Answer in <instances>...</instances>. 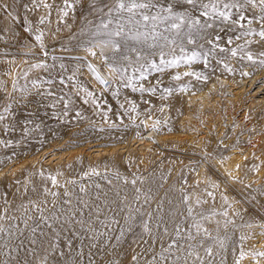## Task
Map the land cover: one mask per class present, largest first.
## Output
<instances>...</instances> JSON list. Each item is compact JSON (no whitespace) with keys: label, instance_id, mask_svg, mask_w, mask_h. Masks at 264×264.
Returning a JSON list of instances; mask_svg holds the SVG:
<instances>
[{"label":"rangeland","instance_id":"374dc122","mask_svg":"<svg viewBox=\"0 0 264 264\" xmlns=\"http://www.w3.org/2000/svg\"><path fill=\"white\" fill-rule=\"evenodd\" d=\"M67 3L71 7L65 0H0V170L25 157H39L17 174L5 172L0 180V264H168L169 256L188 260L189 253L196 254L193 246L210 244L222 246L210 250L223 257V264H256V258L263 262L259 254L264 250L252 247V241H264V180L248 183L223 174L215 162L224 161L237 144L264 134L260 0H239L243 7L231 10L236 23L200 17L183 0H152L153 14L172 4L174 11H188L201 24L213 26L194 32V44L182 34L173 37L175 45L162 48L134 42L119 53L96 48L103 73L107 75L104 67L110 68L114 58L126 69L113 72L106 85L90 71V62L76 54L90 47L115 0ZM253 12L261 22L249 27L240 16ZM181 46L199 58L169 65L183 55ZM130 48L142 51L139 62ZM241 54L257 62L239 60ZM247 74L251 77L242 79ZM202 91L210 99L216 94L221 110L235 93L246 105L253 101L242 111L252 123L238 124L225 114L219 135L215 127L206 128L207 112L214 116L215 111L202 108ZM148 119L157 124L162 139L139 159L133 140L144 134ZM201 135L204 148L195 142ZM224 137L227 144L221 142ZM119 147L105 154L100 165L87 156L93 149ZM78 150L61 170L44 162L51 153ZM50 177L56 178L55 186ZM211 181H217L214 191L207 187ZM221 181H227L226 189ZM186 235L191 240L184 241Z\"/></svg>","mask_w":264,"mask_h":264},{"label":"snow or ice","instance_id":"6c2138e0","mask_svg":"<svg viewBox=\"0 0 264 264\" xmlns=\"http://www.w3.org/2000/svg\"><path fill=\"white\" fill-rule=\"evenodd\" d=\"M244 2L251 4L253 0H244ZM183 3L197 9L200 17H204L211 21H220L221 23H228L230 21L236 23V21H232L231 10L243 7V4L239 3V0H207V2H205V0H183ZM65 5L66 7H71V5L67 3V0H65ZM260 5L261 11L264 12V0H260ZM153 8H156V5L152 3V0H115V4L108 8L107 15L109 19L107 21L101 20L96 31L93 33V39L88 42L90 47L84 48V51L95 56L96 52L93 51L94 48L104 49L110 47L114 53H119L122 47L127 46L129 42L145 44L148 48H155L158 45L162 48L165 45H175L177 39L173 37L180 38L182 34L187 38L188 44H194V32L198 34L201 30L213 26L212 23L201 24L200 19L191 15L188 11H174L172 4H169L166 8L161 7L155 14L151 12ZM99 11H103V9L101 8ZM63 14L66 16L68 13L65 11ZM113 14H115V18H113ZM244 18L243 15L240 16L241 20ZM261 19L264 20V16H262ZM41 22H43V20H41ZM110 25L113 27L110 28ZM185 29H187L186 32L184 31ZM259 35L261 38H264V31L260 32ZM41 36L42 34L36 36V40L40 41ZM160 41H163L164 44H159ZM208 42L212 43L211 40ZM129 50L137 52V62L143 58L142 51H137L136 48H130ZM180 51L183 55L180 58L169 60L167 62L169 65H178L181 61L190 64L199 58V53L193 51L189 55L183 46H181ZM232 54L235 55L236 52L233 51ZM101 55H103V52H101ZM160 57L161 64L165 63L163 52L160 53ZM122 59L127 60L128 57L125 55ZM248 59L252 60V57L248 56ZM261 63L264 64V61H261ZM36 67H39V65ZM88 67L90 71L96 75V79L102 85L107 84V81L96 74V70L91 65H88ZM141 67H143V65H141ZM151 67L156 68L157 65L153 63ZM110 71L123 73L126 69L122 66H118V62L114 58L113 64L110 66ZM188 74L192 73H186V75ZM177 79H179V77H177ZM141 90L143 91V89ZM50 179L55 186L57 183L56 178L50 177ZM135 182V180L132 181L133 184H135ZM45 191L47 192V189H45ZM81 191H83V188ZM209 195L211 196L212 193H209ZM188 211L189 215H191V208H189ZM223 215L226 216L227 212L223 213ZM0 219H3V217H0ZM196 227L199 231V225H196ZM145 230H147V225H145ZM0 231H3V228H0ZM208 254L211 255L210 249L208 250ZM189 255H191V253H189ZM241 255L243 256V253H241ZM259 255H264V253H260ZM161 259H163V257H161Z\"/></svg>","mask_w":264,"mask_h":264},{"label":"bare ground","instance_id":"6f19581e","mask_svg":"<svg viewBox=\"0 0 264 264\" xmlns=\"http://www.w3.org/2000/svg\"><path fill=\"white\" fill-rule=\"evenodd\" d=\"M245 18L243 19L244 23L249 26V27H256L260 25V18L258 16V14L256 12H253L251 15H245L242 14ZM93 51H97L96 48L93 49ZM98 55V56H97ZM76 56H80L82 58H84L86 61L90 62V64L92 63L93 67L96 70V74H98L103 80L108 81L109 83L111 82L110 79H108V77H113V72L110 71V68L108 66L102 65L107 73V75L105 73H103V70H101V63H102V57L99 54H96V58L92 55H90L88 52L84 51L83 53L76 54ZM251 56V55H249ZM94 57V58H93ZM239 60H244V61H249L251 63H255L257 62V58L254 56L252 57V60L248 59V55H238L236 56ZM89 64V65H90ZM248 73V71H247ZM84 74L86 75V77L89 78V80L96 85V80L95 77H91L90 74L88 73L87 70L84 71ZM259 74V72L257 73ZM251 77V75L247 74L245 77H243L242 79H247ZM225 79H223L224 81ZM226 81V80H225ZM230 86H234L232 84H230ZM234 89V88H233ZM216 91V90H215ZM198 99L200 100V104H202V108H207L209 111H215L214 112V116H212L211 112H207L206 117L207 120L205 119H201L204 120L203 123L205 125L206 128H211V127H215V129H218L217 133L218 135L223 131V125L221 123V117L225 114H227L226 116H228V120L231 121L233 119H236L235 121L239 122L242 121L244 123L245 126H249V124L252 123V121H250L248 118H246V116L244 115V113H242L244 109V107L246 108V110H249L253 105V101H250V103L248 105L245 104V102L240 100V93H235L233 94L232 98H226V100L224 101V105L226 106L224 108V110H221L220 107V99H217V95L214 94L213 97H209V95H207L205 92L202 91V93L200 94V96L198 97ZM198 99L192 98L190 99V101H196ZM241 107V108H240ZM197 108V105H196ZM195 109V108H194ZM198 109V108H197ZM241 109L240 114H238L237 117L236 114L237 112ZM195 111V110H194ZM192 114H190L187 111L186 114V118L188 119L189 117H191ZM186 119V120H187ZM189 120V119H188ZM195 125V124H194ZM155 127H157V124H155V122L151 121V120H146V131L144 132V134L139 137L138 139L133 140V143H137V147H134L133 150L135 151V154L137 155V157H139V159H142L143 157H146L148 155L151 154L152 148H151V143L155 142L157 140H161L162 139V135H159L156 131H155ZM252 127V126H251ZM204 131V130H203ZM260 138H255V140H251V143L248 144H237L238 146L233 147L232 150L230 152L227 153V157L224 159V161L219 162V159H215V162L217 163L220 171L223 174H230L232 176H241V178L246 179L248 183L251 182H262L264 180V134H260L259 135ZM252 141H255L254 143H252ZM197 144H201V146L203 147V145L206 146V142L204 141V136H200L196 139L195 141ZM221 142L227 144L228 140L226 137H224V139H221ZM133 145V144H132ZM55 147V146H54ZM204 148V147H203ZM121 150V147L119 148H114V149H93L90 152H86L87 156L91 159V161L98 163L100 165V162L103 161V156L105 154H109L111 152H115ZM79 152H69L68 154L65 155V153H62L61 151L58 153H51L48 159H46V161H44L45 163H48V165L52 168L56 167L58 170L63 169L66 161L68 162L69 160H71L74 156L77 155V153ZM80 153V152H79ZM47 158V157H46ZM39 157L37 156H33V157H25V159H23L20 162L14 163L12 166H10L7 170L2 169L0 170V180L2 179V177L5 175V172H10V174H17L18 172H20L24 167H29L33 161L38 160ZM142 162V161H141ZM230 178V177H229ZM231 180V178H230ZM216 182L211 181L209 183H207V187L211 188L214 191V187L216 186ZM221 186L222 188L226 189L227 187V181H221ZM226 209V208H225ZM168 222L172 223V219L170 216H168ZM162 218H159V221H161ZM170 223V224H171ZM172 235V233H171ZM188 235H186L184 237V241H188L191 240L187 237ZM252 243L254 244L252 247H257L258 249H263L264 250V241L262 240V238H260L257 241H252ZM172 247L171 243H169L168 247ZM216 247L217 248H222L219 247L218 245H212L210 244L207 247H199L197 245L193 246V248H195V252L196 254L193 256L191 254V256H189L188 260H184V261H175L172 259L171 256H169V263L168 264H174V263H178V264H191L190 261L191 260H197V259H201L200 262L196 263L194 262L193 264H223V262H225V260L223 259V257L219 258V253L213 255L212 251H211V255L208 254V250L210 248ZM249 255V254H248ZM248 255L246 257H248ZM251 255V254H250ZM255 261L257 262L256 264H264V261H260L259 258H256ZM188 262V263H187Z\"/></svg>","mask_w":264,"mask_h":264},{"label":"built area","instance_id":"2783aa9c","mask_svg":"<svg viewBox=\"0 0 264 264\" xmlns=\"http://www.w3.org/2000/svg\"><path fill=\"white\" fill-rule=\"evenodd\" d=\"M107 83H109V82L107 81ZM103 85H106V84H103Z\"/></svg>","mask_w":264,"mask_h":264}]
</instances>
